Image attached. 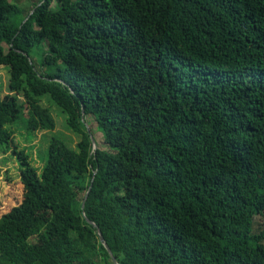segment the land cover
<instances>
[{
    "label": "trees",
    "instance_id": "obj_1",
    "mask_svg": "<svg viewBox=\"0 0 264 264\" xmlns=\"http://www.w3.org/2000/svg\"><path fill=\"white\" fill-rule=\"evenodd\" d=\"M22 1L0 0V144L25 111L56 128L44 97L79 141L42 175L15 148L0 264H114L99 231L118 264H264V0Z\"/></svg>",
    "mask_w": 264,
    "mask_h": 264
},
{
    "label": "rangeland",
    "instance_id": "obj_2",
    "mask_svg": "<svg viewBox=\"0 0 264 264\" xmlns=\"http://www.w3.org/2000/svg\"><path fill=\"white\" fill-rule=\"evenodd\" d=\"M11 1V0H9ZM32 1V2H31ZM38 0H23L22 6L24 9L33 5ZM27 10V9H26ZM48 47L44 44L39 48H36V54L34 58L36 60L37 55H42L47 52ZM9 67H0V98L4 99L9 94ZM42 103L49 107L53 116L56 119V128L53 131H31L27 128L26 121L28 119V113L25 111L16 124L10 126L15 132L16 143H13L11 147L3 146L0 144V211L6 207L13 206L16 200L12 197V189L21 182V164L18 159V155L15 153V148L19 150H25L31 158L32 164L38 168L39 174L42 175L46 159L48 157L49 146L51 138L59 137L64 139L69 145L75 147L79 141V137L68 129L65 116L60 108L50 102L48 97L42 98ZM91 125L89 130H93V139L95 141L94 148L106 149L105 144L101 139V134L96 130V126L93 123L92 118H88ZM264 229V216H256L255 218V232H259Z\"/></svg>",
    "mask_w": 264,
    "mask_h": 264
},
{
    "label": "water",
    "instance_id": "obj_3",
    "mask_svg": "<svg viewBox=\"0 0 264 264\" xmlns=\"http://www.w3.org/2000/svg\"><path fill=\"white\" fill-rule=\"evenodd\" d=\"M88 131H89V133H90V130H89V129H88ZM92 142H93V146H95V141H94L93 137H92ZM92 188H93V184H92V186H91L90 192H91ZM90 192L88 193V195H87L86 198L89 197ZM86 200H87V199H86ZM86 200L84 201L83 208H85V206H86ZM98 235H99V238H100V242H101V243L107 248L108 253L111 255L113 263H114V264H118L116 258L113 256V254H112L110 248H109L108 245L106 244V241H105V239H104V237H103L101 231L98 232Z\"/></svg>",
    "mask_w": 264,
    "mask_h": 264
}]
</instances>
